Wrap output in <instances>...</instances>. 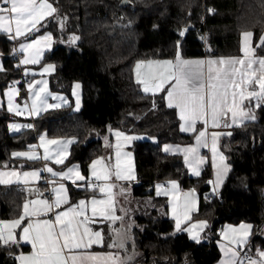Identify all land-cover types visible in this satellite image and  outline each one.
I'll list each match as a JSON object with an SVG mask.
<instances>
[{"label":"trees","instance_id":"trees-1","mask_svg":"<svg viewBox=\"0 0 264 264\" xmlns=\"http://www.w3.org/2000/svg\"><path fill=\"white\" fill-rule=\"evenodd\" d=\"M124 1L55 0L64 27L61 29L58 19L50 18L46 28H41L40 33L50 31L56 41L41 64L55 66L49 78L52 91L71 98L73 84L81 83L83 106L80 112H74L72 105L50 110L34 120L35 130L24 128L17 133L9 128L15 117L0 109V169L5 163L8 168H36L37 161H21L11 154L28 149L42 133L76 139L64 166L78 162L84 172L103 154L105 137L113 140L109 126L143 135L147 139L135 141L131 147L140 182L132 190L137 197L150 198L151 205L135 214L138 255L129 264H215L220 258L217 237L206 233L203 242H194L176 230L168 216L167 199L153 192L156 183L167 180H179L183 189L198 190L200 206L193 219L211 221L214 231L219 225L250 223L256 234L252 249H264V104L256 110L255 121L222 139L229 175L216 195L207 183L209 165L199 179H192L180 156L164 153L165 144H191L194 135L181 133L176 110L162 99L165 94H145L134 75L138 60L174 59L178 40L183 58L238 56L241 33L246 30L252 31L256 46L264 34V0ZM200 32L206 33V42ZM73 34L80 39L70 43ZM13 48L15 42L0 34L6 69L0 72V92L23 78ZM257 54L264 55V45L257 47ZM22 197L16 190L4 189L0 219L16 216ZM27 250L26 246L0 244V264H18L15 257Z\"/></svg>","mask_w":264,"mask_h":264},{"label":"snow or ice","instance_id":"snow-or-ice-1","mask_svg":"<svg viewBox=\"0 0 264 264\" xmlns=\"http://www.w3.org/2000/svg\"><path fill=\"white\" fill-rule=\"evenodd\" d=\"M54 5L55 0H0V33L6 34L10 40L19 37L28 39L27 43L19 46V52L23 55L17 67L40 64L44 50L51 48L53 35L50 31L36 35L41 28H46L44 22L47 18L58 19L63 29L64 20L58 17V8ZM208 11L212 12L213 9L209 8ZM179 35L183 36L184 31H180ZM241 37L240 56L185 59L179 51L178 40L174 59L138 60L134 67L136 83L142 86L143 92L153 95L165 92L162 99L166 101L167 107L178 110L180 131L195 134L194 144L184 147L165 144L163 151L182 153L191 174L198 177L201 174L200 166L207 161L200 149L208 148L212 153L211 167L215 171V180L209 179L207 183L214 185L213 191L222 183L223 174L229 166L223 163L225 157L217 149L218 139L224 133L209 132V127H231L242 124L245 120H254L253 107L264 104V55L257 56L256 48L252 46V31H242ZM79 39V36L73 34L69 37V42L75 43ZM261 45H264V34L260 35L256 47ZM16 51L15 48L12 49L13 54ZM54 70L51 63L44 64L40 75L43 77ZM3 71L6 69L0 63V72ZM27 74L28 70L25 69V75ZM17 83L19 82L13 81L4 93L7 97V111L15 115L37 116L42 111L59 109L68 103L65 97L49 91L47 80L42 78L33 79L27 84L31 103L26 101L21 107L15 103V97L20 91L15 87ZM79 88V83L73 88L77 111L80 108V97L76 89ZM49 97L59 102L49 103ZM0 106H3L2 103ZM155 106L153 102V107ZM198 123L201 125L199 129ZM9 128L19 131L21 128L32 129L34 125L10 124ZM108 131L116 138V143L112 145L115 148V161L112 162L110 157L93 159L88 166V177L81 174L76 164L60 171L54 170L47 163L43 169L18 171L13 167L9 171H0V184H23L36 197L24 201L16 218L0 220V244L19 247L23 241L31 245L30 252H20L15 257L19 264H129L132 260V255H121V252H128L127 241L132 239L131 224L126 227L124 216L117 214L116 193L113 189L118 187L116 181L136 179L130 160L131 153L123 151L124 146L135 137L113 130L111 126ZM72 142L71 139L49 138L46 134H41L38 146L29 144L28 151H14L11 155L29 161L43 160L62 165L69 155L68 145ZM105 144L108 146L107 137ZM38 147L43 149L42 154L37 151ZM4 167L8 168V164L5 163ZM41 171L50 173L51 177H59L60 180H69L76 187L92 189L94 194L70 203L66 185L45 178L46 185H53L51 194L45 197L40 188L31 187L41 180ZM77 181L87 182L81 185ZM167 185L170 187L157 184L156 195L169 197L175 228L179 231L181 223L190 220V213L196 208V192L195 189L181 192L176 180L167 181ZM127 190L126 187H119L120 193ZM205 198L207 199V194ZM64 205L67 207L62 208ZM119 212L124 213L125 209L120 207ZM49 214H52L50 218H44L49 217ZM105 221L110 225L120 221L118 227L111 228L112 235L107 245L104 230L89 227L90 224ZM208 226L207 220H198L185 230L191 239L199 242V233ZM251 228L252 225L243 223L238 227L225 226L221 235L227 240V244L221 245L223 259L220 264H264V249L257 248L254 255H249L252 251L248 246ZM94 245L117 251H93ZM132 251L135 254L134 240Z\"/></svg>","mask_w":264,"mask_h":264},{"label":"crops","instance_id":"crops-1","mask_svg":"<svg viewBox=\"0 0 264 264\" xmlns=\"http://www.w3.org/2000/svg\"><path fill=\"white\" fill-rule=\"evenodd\" d=\"M50 18H52V17H49V18H47V20L44 22V23H46ZM1 35H5V36H7L6 34H4V33H0ZM40 34H42V33H40ZM31 35H33V34H29V36H31ZM37 35H39V34H37ZM53 35V34H52ZM8 37V36H7ZM242 38V37H241ZM11 41H14L15 42V49L17 50L16 51V60L18 61V63H19V60L21 59V57H22V53H20L19 52V46H20V44L21 43H27L28 42V39H26L25 37H19V38H17L16 40H11ZM241 42V41H240ZM252 46L254 47V48H256V54H257V47L255 46V43H254V35H253V37H252ZM54 47H55V38H54V36H53V43H52V46H51V48L50 49H45L44 50V53H43V56H42V59H41V63L43 62V60H44V58H45V56L48 54V53H50L53 49H54ZM240 47H241V43H240ZM240 55H242V53L240 54ZM240 55H238V56H240ZM257 56H260L259 54H257ZM223 57H230V56H223ZM183 58V57H182ZM208 58H218V57H204V58H185V59H208ZM0 63H2V56H0ZM38 64V65H20L21 67H22V69H23V78L21 79V81H18L19 83H17L16 85H15V87H17V88H19V95L18 96H16L15 97V103H18V104H20L21 105V107H23V105H24V103L27 101L29 104L31 103V99H30V97H29V94H28V90H27V84L28 83H30L33 79H36V80H40V79H44V80H47V82H48V84H47V87H48V90L49 91H51L53 94H58V95H60V96H63V97H65L67 100H68V103L67 104H64V105H62L60 108H62V107H66V106H68V105H72L73 106V110H74V112H80L81 111V109H82V106H83V90H82V84L81 83H79V82H75L74 84H73V86H72V97L71 98H69L67 95H65V94H63V93H60V92H55V91H52L51 90V87H50V80H49V78H50V75L55 71H53V72H51V73H49V74H45L43 77H41V75H40V72L42 71V65H44V64ZM47 64V63H46ZM53 65V64H52ZM25 69H27L28 70V74L27 75H25ZM54 69H55V66H54ZM35 74V75H34ZM134 75H135V73H134ZM76 83H79L80 84V88L79 89H76V92H77V94L79 95V97H80V108H79V110L77 111L76 110V107H75V104H76V96H74L73 95V88H74V85L76 84ZM140 87H141V89H142V86L140 85ZM166 88H167V85L165 86ZM8 88H6L4 91H2V92H0V103H2V105L3 106H0V109H5L6 111H7V97L4 95V93H5V91L7 90ZM143 91V90H142ZM145 93V92H144ZM161 93H164L165 94V92H159V93H156L155 95H158V94H161ZM145 94H149V95H153L152 93H145ZM48 101H49V103H58L59 101H57V100H53L52 99V97H49L48 98ZM255 102H253V104H254ZM259 107H253V109H252V113L254 114V116L256 115V110L258 109ZM173 109H175V108H173ZM50 110H53V109H48L47 111H42L39 115H37V116H29V115H27V116H25L24 117V115H15V113H10V112H8V113H10L12 116H14L15 117V120L11 123V124H21V125H23L24 123H25V120L26 119H28V120H31V121H34L35 119H37L39 116H41L42 114H44V113H46V112H48V111H50ZM176 110V112H177V114H178V110L177 109H175ZM179 116V115H178ZM252 121H255V119L254 120H245L242 124H236V125H232L231 127H223V126H221L220 128H217V129H213V128H211V127H209V129H208V131L209 132H212V131H218V132H222V133H224V135H222V136H220L219 137V139H218V143H217V149H218V152L219 153H221L224 157H225V159H224V161H223V163L224 164H226V165H228L229 166V164H228V161H227V158H226V156H225V153L223 152V150H222V147H221V142H222V139L223 138H225V137H230V136H232V134H233V132H234V130L236 129V128H239V127H241V126H243L244 124H246V123H248V122H252ZM180 123H181V121H180ZM201 127V125L198 123L197 124V128L199 129ZM24 128H21L19 131H14V130H11L12 132H14V133H17V132H20V131H22ZM121 132H123V131H121ZM125 133V132H124ZM182 134H184V135H194V140H193V142L191 143V144H194L195 143V134L194 133H187V132H181ZM227 133H231V135H227ZM42 134H46L47 135V133H42ZM126 135H129V136H132V137H134V135H131V134H127V133H125ZM41 135V134H40ZM48 136V135H47ZM49 137V136H48ZM49 138H51V137H49ZM108 138V146H106V144H105V141H104V151H103V154L101 155V156H99V157H105V158H108V157H110L111 158V161L112 162H114L115 161V148L112 146V145H114L115 143H116V138H115V136L113 135V140H110L109 139V137H107ZM61 139H71L73 142L70 144V145H68V150H69V155H68V157L66 158V160H65V162H64V164H62V165H57V164H54V163H52V162H50V161H43V160H36L38 163H39V165L36 167V168H32V169H23V168H21L20 166L18 167V168H16L18 171H31V170H33V169H43V167H44V165L47 163L48 164V166H50V167H52L54 170H56V171H60V170H64L66 167H69V166H71V165H68V166H64L65 164H66V162H67V160H68V158H69V156H70V152H71V149H72V146L77 142V140L76 139H74V138H61ZM139 139H137V138H134L133 140H131L129 143H127L125 146H124V149H123V151H125V152H128V153H131V157H130V160H131V164H132V167H133V169H134V172H135V177H136V179H137V172H136V167H135V158H134V154H133V152H132V150H131V147L133 146V144H134V142L135 141H138ZM171 145H180L181 147H184V146H186V145H182V144H172V143H170ZM35 145H39V137H38V140H37V142L35 143ZM187 145H189V144H187ZM29 149H26V150H23V151H28ZM37 151H39L41 154L43 153V149L42 148H37ZM200 152H201V154L202 155H204V156H206L207 157V161L203 164V165H201L200 166V176H193L192 174H191V172H190V170H189V168H188V166L185 164V166H186V168H187V171H188V174H189V177L190 178H192V179H199L201 176H202V173H203V171H204V169H205V167L206 166H210V172H211V179L212 180H215V171H214V169L211 167V157H212V153L210 152V150L208 149V148H202V149H200ZM164 153H166V152H164ZM166 154H168V155H171V156H180L182 159H183V161H184V158H183V154L182 153H176V154H172V153H166ZM17 158H19V159H21V161H29V160H27L26 158H22V157H17ZM98 158V157H97ZM96 159V158H95ZM91 163V162H90ZM21 164H23V163H21ZM73 164H76V165H78L79 166V169H80V171H81V174L82 175H85L86 177H88L89 176V169L87 170V172H84L83 171V168H82V165L80 164V163H78V162H76V163H73ZM90 165V164H89ZM13 167H10V168H1L0 169V171H9V170H11ZM228 175H229V167H228V169H227V171L223 174V178H222V183L219 185V187L218 188H216V190L215 191H213V188H214V185H210L211 186V188H212V191H213V193H215L216 195L220 192V190H221V188L223 187V185H224V183L226 182V180H227V178H228ZM44 176H46V177H48L49 179H53V180H55L57 183H63V184H65L66 185V187H67V189H68V194H69V197H70V203H75V202H77L79 199H86V198H89V197H91L93 194H94V192H93V190L92 189H87V188H84V187H77L78 188V190L77 191H80L81 193H83L82 195H80V196H76L75 195V193H74V190H73V187L75 186V185H73L72 183H71V181H69V180H60V178L59 177H51V175H50V173H48V172H46V171H41V179H42V177H44ZM94 179V178H93ZM41 181V180H40ZM40 181H38V182H35L34 184H32L31 185V187H36V185L40 182ZM135 181V180H134ZM167 181H169V180H167ZM167 181H163V182H158V183H160V184H165V186L166 187H170V185H167ZM177 182H178V185H179V188H180V190H181V192H186L187 190H189V189H191V188H189V189H183V187H182V185H181V183H180V181L179 180H176ZM87 181H77V184H85ZM129 181H116V184L118 185V187L117 188H115V189H113V191H114V193H116V195H115V199H116V201H117V214L118 215H123L124 216V224H125V226L127 227V225L128 224H131V228H130V234H131V237H132V239H130V240H128L127 241V246H128V252L127 253H124V252H121V255L122 256H124V255H132V260L131 261H133L136 257H137V255H138V253H137V251L135 250V254H133V251H132V245H133V240L135 239L134 238V230H135V228H136V221H135V214L137 213V212H140L141 210H142V207H141V209H136V208H134V206L132 205V207H130L129 206V204H128V199L129 198H131L132 199V201L133 202H135V201H139V200H141V202L143 203V200H145V199H147V198H143V197H137V196H135L134 195V193H133V191H132V193H130V190H129ZM157 183V184H158ZM157 184H155V186L157 185ZM17 186H21V187H23L22 188V190L21 191H18L19 193H21L22 195H23V197H22V202H21V205H20V209H19V211H18V213L16 214V216H14V217H12V218H10V219H14V218H16L19 214H20V212H21V210H22V204L24 203V201L25 200H27V199H35L36 197H35V194L34 193H30L28 190H27V188H26V186L25 185H23V184H17V183H13V184H8V185H3V184H0V191H1V193H2V191L4 190V189H12V190H16V187ZM120 186H123V187H126L128 190H127V192H125V193H120L119 192V187ZM131 187H132V185H130ZM155 186H154V188H153V192H154V196H156V197H162V198H166L167 199V203H168V216L174 221V223H175V220L170 216V210H169V198L167 197V196H163V195H161V196H157L156 195V191H155ZM194 189H196V188H194ZM197 190V189H196ZM17 191V190H16ZM197 192H198V190H197ZM96 195H99L98 193H95ZM197 196V201H196V208H195V210H193V212H191V215H193V213L195 214V212L197 211L198 212V210H196V209H199V206H200V200H201V197H200V194H199V192H198V195H196ZM151 200V199H150ZM134 204V203H133ZM64 207H67V205H64V206H62V208H64ZM120 207H123L124 209H125V212L124 213H121V212H119V209H120ZM146 207V206H145ZM144 209V208H143ZM196 212V213H197ZM51 215L52 214H49V217H44V218H50L51 217ZM0 220H9V219H0ZM198 220H206V219H198ZM197 220V221H198ZM208 221V220H207ZM210 222L211 221H208V225L210 226ZM194 223H196L195 221L194 222H192V223H188L189 224V226L188 225H184L183 227H181V229L178 231V232H185L188 236H189V233H188V231H186L185 229H187V228H189L192 224H194ZM241 223H243V224H250V223H247V222H240V223H236V224H225V225H223L222 226V230L225 228V226H227V225H232V226H239ZM120 225V221H117L116 222V224L115 225H110V223L108 222V221H105L104 223H93V224H90L89 225V227H91V228H93L94 230L95 229H103L104 230V236H105V245H107L109 242H110V239H111V235H112V233H111V228H113V227H118ZM250 225H252V224H250ZM209 226L207 227V228H205L203 231H201L200 233H199V242H203L204 240H205V235H206V233H209ZM222 230H221V232H222ZM17 231H19V230H17ZM193 231L195 232L196 230L195 229H193ZM221 232H220V234H219V236H218V240H217V246H218V249H219V251H220V258H219V260L215 263V264H220V261L223 259V253H222V251H221V245L222 244H227V240L224 238V237H222V235H221ZM250 232H251V235L249 236V238H248V240H249V247L252 249V246H251V244H252V240H253V238H254V236L256 235L255 234V230H254V227H253V225H252V228H251V230H250ZM189 238H190V236H189ZM191 239V238H190ZM192 241H194V242H197L196 240H193V239H191ZM9 245H11V244H9ZM19 246H26V247H28V250L27 251H25L24 253L25 254H27L28 252H30L31 251V245L30 244H27V243H25V242H23V241H21V243H20V245ZM257 248H260V247H256V249ZM256 249H252V251L251 252H249V254L250 255H254V253H255V251H256ZM261 249V248H260ZM93 251H104V250H109V251H117V249H101V248H99L98 246H93V249H92ZM130 261V262H131ZM18 264H19V262H18Z\"/></svg>","mask_w":264,"mask_h":264},{"label":"built area","instance_id":"built-area-1","mask_svg":"<svg viewBox=\"0 0 264 264\" xmlns=\"http://www.w3.org/2000/svg\"><path fill=\"white\" fill-rule=\"evenodd\" d=\"M209 8L213 9L212 7H209ZM200 38H201L204 42H206V39H207L206 33H204V32H200ZM25 116H27V114H25L24 117H25ZM28 123H29V122H25L24 124H28ZM30 123L34 125V128H32V129L35 130V124H34V121H31ZM25 129H28V128H25ZM45 178H48V177H46V176L42 177L41 181L36 185V187L40 188V189L43 191L44 196L47 197V196H49V195L51 194V188L53 187V185H46ZM48 179H49V178H48ZM209 179H211V177H210ZM139 185H140V182H139L137 179H136L135 181L132 182V186H133V187H137V186H139ZM36 187H35V188H36ZM22 188H23V187H21V186H17V187H16V190H17V191H21ZM73 190H74V191H77L78 188H77L76 186H74V187H73ZM0 195H1V191H0ZM222 226H223V225H219V226L216 228V230L214 231V230H213V226H212V222H210V226H209V235H211L212 237H217V238H218V236H219V234H220V232H221V230H222ZM245 250H247V249H245ZM249 255H250V254H249Z\"/></svg>","mask_w":264,"mask_h":264},{"label":"rangeland","instance_id":"rangeland-1","mask_svg":"<svg viewBox=\"0 0 264 264\" xmlns=\"http://www.w3.org/2000/svg\"><path fill=\"white\" fill-rule=\"evenodd\" d=\"M55 43H56V41H55ZM55 48V47H54ZM134 137L135 138H137V139H139V140H144V139H147V137L146 136H143V135H134ZM136 180V179H135ZM134 180H132V181H129V190H130V193H132V187L130 186V185H132V182H133ZM157 184V183H156ZM158 184H160V183H158ZM191 189H194V188H191ZM190 190V189H189ZM189 190H187V191H189ZM195 192H196V195H198V192H197V190L195 189ZM197 197V196H196ZM169 198V197H168ZM128 204H129V206L130 207H132V205L134 206V208H136V209H141V207H142V209L143 208H145V206H148V205H151V200H150V198H147V199H145V200H143V203L141 202V200H137V201H135V202H133L132 201V199L131 198H129L128 199ZM134 203V204H133ZM169 210H170V216L173 218V216H172V212H171V205H170V203H169ZM196 210H198V209H196ZM193 212V211H192ZM197 212V211H196ZM195 212V213H196ZM194 213H193V215H191V213H190V216H191V219L190 220H187V221H184V222H182L181 223V227H183L184 225H188L189 226V224L190 223H192V222H197V220L198 219H193L194 218ZM189 223V224H188ZM261 230H263L264 231V225L261 227ZM260 230V231H261ZM263 233V232H262Z\"/></svg>","mask_w":264,"mask_h":264},{"label":"water","instance_id":"water-1","mask_svg":"<svg viewBox=\"0 0 264 264\" xmlns=\"http://www.w3.org/2000/svg\"><path fill=\"white\" fill-rule=\"evenodd\" d=\"M127 0H125L124 2H126Z\"/></svg>","mask_w":264,"mask_h":264}]
</instances>
